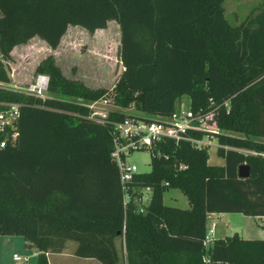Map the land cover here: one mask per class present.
<instances>
[{"label":"trees","instance_id":"1","mask_svg":"<svg viewBox=\"0 0 264 264\" xmlns=\"http://www.w3.org/2000/svg\"><path fill=\"white\" fill-rule=\"evenodd\" d=\"M223 1L0 0L1 60L34 36L55 48L68 25L93 32L114 20L119 32L122 70L109 89L65 77L51 55L34 68L47 76L48 97L0 87V108L20 104L17 138L0 147V234L21 235L35 264H48L47 252L68 239L76 256L116 264L117 237L125 264H264V237L234 231L202 242L209 212L264 216V0L234 25ZM183 95L192 111L214 110L223 162L208 163L206 147L188 140L157 141L149 170L129 183L150 188L137 211L132 197L123 203L105 125L60 96H108L122 110L168 115ZM168 187L188 206L163 203Z\"/></svg>","mask_w":264,"mask_h":264},{"label":"rangeland","instance_id":"2","mask_svg":"<svg viewBox=\"0 0 264 264\" xmlns=\"http://www.w3.org/2000/svg\"><path fill=\"white\" fill-rule=\"evenodd\" d=\"M261 0H224V16L229 24H238L250 10H253ZM120 42L118 25L114 20H109L106 27L96 29L93 32L76 26L68 25L55 48H49L44 41L34 36L26 43L16 45L10 51V59L1 60L2 67L8 76L7 82H0V87L14 90H22L34 80V68L48 55L53 57L54 63L59 67L61 73L70 79H76L91 88L109 89L122 70V62L119 56ZM48 95V93H47ZM78 104L83 100L73 96H60ZM188 97L183 95L175 101L177 105H187ZM132 111L131 109H129ZM208 121V125L213 126ZM239 135V134H238ZM216 140V139H215ZM211 140L206 146L207 162L210 164H221L223 158L216 152V142ZM126 159L132 161L139 172L150 168V150L141 148L132 150ZM166 204L187 207L186 196L176 187H168L162 193ZM258 216L246 215L241 212H229L212 218L213 235L221 237L237 230L239 233L248 231L250 238L264 237V229L260 225L262 221ZM210 221L207 220V227ZM244 234V233H243ZM8 239L5 241V239ZM116 247L122 254V237H117ZM75 245L73 240H67L64 251L67 252ZM0 247L5 264H33L35 253L32 246L26 245L24 239L18 234H0ZM11 253L27 255L25 261H16L11 258ZM61 257L59 254L51 253L48 259ZM4 264V263H2ZM53 264H56L53 262ZM102 264V263H99ZM118 264H123L122 260Z\"/></svg>","mask_w":264,"mask_h":264},{"label":"built area","instance_id":"3","mask_svg":"<svg viewBox=\"0 0 264 264\" xmlns=\"http://www.w3.org/2000/svg\"><path fill=\"white\" fill-rule=\"evenodd\" d=\"M46 86L47 76L36 74L34 80L21 91L44 99L48 97ZM77 103L86 109L83 117L105 125L111 140L109 158L117 168L123 203L132 197L136 202L137 211L144 210L150 196V188L129 184L133 174L139 171L132 161L126 159L128 153L141 148H148L151 151L159 140H188L195 147H206L211 140L216 139L215 134L220 132L215 123L214 110L192 111L189 108V101L185 107L183 104L177 105L168 115H149L134 109L122 110L115 106L108 96ZM210 104L213 102L210 101ZM223 105L227 107V101L223 102ZM19 106L20 104L16 102H6L0 108V147L13 144L17 138ZM118 112H125V115L117 119L115 113ZM208 121L213 126L208 125ZM215 142L218 145L217 140ZM212 232L211 222L202 240L204 246L210 244L213 238ZM11 257L20 262L27 259L26 254L12 253Z\"/></svg>","mask_w":264,"mask_h":264},{"label":"crops","instance_id":"4","mask_svg":"<svg viewBox=\"0 0 264 264\" xmlns=\"http://www.w3.org/2000/svg\"><path fill=\"white\" fill-rule=\"evenodd\" d=\"M162 201H163V197H162ZM163 203H164V201H163ZM224 213H226V212H209V213H207V220H209L210 223L211 222L213 223L212 218L219 217L220 215H222ZM227 213H229V212H227ZM256 218H260L262 220L260 222V225L264 222V216H258ZM210 223H209V225H210ZM235 232H237L241 237L250 238V236H247V235L250 234V232H248V231H246V232L243 231L244 234L241 233V232L239 233L237 230H235ZM213 237H216V236L213 235ZM116 239H115V244L117 242ZM6 240H8V239L6 238L5 241ZM68 240H70V239H68ZM66 241H65V243H66ZM74 246L71 249H69L67 252L64 251L65 244H64L63 248L60 251H48L47 254H46L47 260H48V264H53V262L56 263V264H99L100 263L98 260H96L95 258H92V257L76 256L75 254H73ZM1 249H2V247H0V264H2V263L5 264L4 257L2 256L3 254H2ZM50 252L51 253H55L56 252L61 257H52V258L48 259V255L50 254ZM123 252L124 251L122 249V254L120 255L119 260L116 262V264H118L119 261H121V260H122V263L125 264L124 255H123L124 253ZM33 253H35V256H36L35 249L33 250ZM33 264H35V258H34Z\"/></svg>","mask_w":264,"mask_h":264},{"label":"water","instance_id":"5","mask_svg":"<svg viewBox=\"0 0 264 264\" xmlns=\"http://www.w3.org/2000/svg\"><path fill=\"white\" fill-rule=\"evenodd\" d=\"M236 174L239 177H245L249 174V166L246 163H240L237 166Z\"/></svg>","mask_w":264,"mask_h":264}]
</instances>
